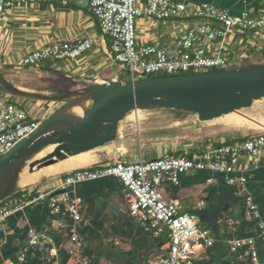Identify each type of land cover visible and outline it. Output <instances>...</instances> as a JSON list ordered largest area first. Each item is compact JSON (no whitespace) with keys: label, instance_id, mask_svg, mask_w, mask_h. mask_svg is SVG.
Listing matches in <instances>:
<instances>
[{"label":"crops","instance_id":"crops-1","mask_svg":"<svg viewBox=\"0 0 264 264\" xmlns=\"http://www.w3.org/2000/svg\"><path fill=\"white\" fill-rule=\"evenodd\" d=\"M177 1L207 3L228 10L232 14H240L246 10L253 17L264 16V0ZM139 3L144 4V0H139ZM5 17L7 22L0 24V69L1 73L15 85L48 94L58 89L53 86L41 89L34 85L17 83L18 75L22 77L26 73L29 74L26 70H33L37 78L50 76L45 83L50 79L84 81L82 84L78 83L81 86L68 87L70 90L95 82L128 80L122 64L115 69L116 63L119 62L111 52L110 41L101 35L98 19L89 8L74 1L64 4L60 0H52L17 4L6 11ZM198 23V20L176 18L163 21L140 18L136 27L138 42L149 45L159 41L165 48H173L180 34ZM29 30L36 32L30 33ZM88 37L94 40V47L77 60L46 61L34 66L22 65L25 54L53 39L72 41ZM227 45L233 52V66L264 63V32L234 30L228 38ZM5 94V90L0 88V99H4ZM190 115L184 119L173 118V126L169 129H175L173 132H177L180 130L177 129L178 125L190 123L196 126L201 122L196 114ZM193 125H188L181 132L184 129L189 131ZM123 129L121 123L120 133L115 142L92 150L89 154L92 158L88 164L69 170L83 167L104 168L118 162L130 164L166 156L192 157L211 144L234 143L249 136V133L240 134L238 130L225 134L213 130L206 137L200 134L188 139L182 136L185 138L183 140L178 138L171 140L168 137V143H163L165 146L162 144L155 146L150 144L154 138H149L147 132L143 134L140 132V135L126 139ZM137 142L139 151H134ZM69 170L43 176L38 182L26 187L21 186L20 189H33L35 191L33 195L37 194L36 192L56 189L61 186L64 175ZM233 175L248 178L247 190L264 213V161L243 156ZM73 189L83 198L82 214L89 220L87 225L81 226L80 233L85 241L84 253L90 258V264H148L152 258L167 248V236L156 237L144 231L139 220L130 215L129 200L118 178L105 177L87 181ZM164 190L168 199L179 200L186 211L195 214L201 224L212 231V236L216 239L213 247L200 251L202 258H197L195 264H250L246 248L232 252L228 245V240L231 239L258 237L257 221L245 206L246 192L241 190L240 185H231L228 182V175L224 173L194 170L181 176L180 185L167 183ZM199 201L205 202L203 208L198 207ZM55 220L56 217L51 213L47 202L38 201L0 224V264H14L17 261L20 250L28 240L30 228L46 233L53 240L52 248L55 249V255L48 254L50 261L46 264H79L70 260L67 251L68 236L65 231L56 228ZM256 244L259 255L264 260V240L257 238Z\"/></svg>","mask_w":264,"mask_h":264},{"label":"built area","instance_id":"built-area-1","mask_svg":"<svg viewBox=\"0 0 264 264\" xmlns=\"http://www.w3.org/2000/svg\"><path fill=\"white\" fill-rule=\"evenodd\" d=\"M52 0H0V24L6 23V11L17 4L48 2ZM64 4L76 2L89 8L98 19L101 35L110 41L111 52L125 68L128 79L193 72H211L234 65L233 52L227 41L234 30L264 32V16L253 17L249 11L232 14L207 3L177 0H60ZM140 18L158 21L167 19L198 20L185 29L173 48L161 42L139 44L137 22ZM214 45V47H213ZM90 37L72 41L53 39L25 54L22 65L34 66L46 61L77 60L92 50ZM41 121L6 99H0V157L12 150L21 140L33 134ZM243 156L264 161V127L234 143L211 144L194 154L158 157L134 163L118 162L104 168L83 167L67 172L60 187L35 192L22 188L0 204V224L12 215L38 201H45L56 217V228L68 236L67 251L70 260L90 264L84 253L85 241L80 228L89 220L82 214L83 198L73 189L76 185L105 177H116L123 184L129 200V212L137 218L144 231L156 237L167 236L168 245L148 264H195L202 258L200 251L213 247L216 239L198 217L186 211L179 200L168 199L164 185H180L181 176L191 171H210L228 175L231 185H240L246 192L245 206L257 221L258 237L228 240L232 252L246 248L250 264H264L257 249V238L264 240V213L247 190L246 176L233 175ZM212 182V180H209ZM204 201L198 207L203 208ZM46 233L33 228L14 264H29L38 258L42 264L55 255L53 240ZM45 262V263H44Z\"/></svg>","mask_w":264,"mask_h":264},{"label":"water","instance_id":"water-1","mask_svg":"<svg viewBox=\"0 0 264 264\" xmlns=\"http://www.w3.org/2000/svg\"><path fill=\"white\" fill-rule=\"evenodd\" d=\"M0 85L14 96L63 102L40 126L0 157V204L16 194L27 167L42 169L118 139L120 124L135 110H175L213 121L250 108L264 98V63L211 72L95 82L58 94L30 91L0 72ZM81 108L82 114L75 112ZM53 150L36 158L45 149Z\"/></svg>","mask_w":264,"mask_h":264},{"label":"rangeland","instance_id":"rangeland-1","mask_svg":"<svg viewBox=\"0 0 264 264\" xmlns=\"http://www.w3.org/2000/svg\"><path fill=\"white\" fill-rule=\"evenodd\" d=\"M31 31L36 32L34 30H31ZM31 31L30 33H32ZM119 66L121 65L119 63H116L115 69H118ZM234 67H240V66L235 65V66L229 67L228 69L234 68ZM0 72H1V69H0ZM26 72H29V74L26 73L22 77L18 75L17 83H20L21 85H28V86L34 85L35 87L37 86L41 89L45 86H47L48 88H50L51 86H53V88H58L56 89V92H52L51 94H58L63 90H70L68 89V87H72V86L75 87L77 85L81 86L80 84L84 82V81L76 82L72 79H66V80L63 79L62 81H59L61 79L57 81L50 79L47 83H45L44 81H46L47 78H49L50 76L47 78H37L36 76H34L37 74H33L34 73L33 70L31 71L26 70ZM0 88L2 89L3 87L0 85ZM81 88L83 87H79L77 89H81ZM71 90H75V89H71ZM5 92H6L5 94L6 97L5 96L4 97L6 98L7 101H11L15 105L22 107L23 109L28 111L33 118L38 119L41 122L46 120L55 110H57L58 107H60L63 104V102H57V101H53V102L52 101L51 102L37 101V100L29 99V98L14 96L6 90ZM43 93H46V92H43ZM245 112L250 115L264 119V99L256 101L252 107L245 109ZM190 114H193V113L178 112L175 110H167V109L144 111L143 116L141 117V120H140L139 128H137V124L132 119H125L122 122L123 127H124L123 133L125 134L124 137L127 139L131 136L136 137L140 135L141 133L143 134V132L145 133L147 132L149 138H154L152 142L150 143L151 145L155 144V146L156 145L161 146L162 144L163 146H165V144L163 143H168V137L171 140L175 138H178L179 140H183L185 138L188 139L189 137L195 136L197 134H200V136L206 137L213 130L221 131L223 132V134L229 133V132L235 133L239 131L240 134L244 132V133H249V135H251L253 134V132H255V130H258V129L249 128V127H243V128L242 127L241 128L230 127L229 128V126L227 127V125L225 124L223 120H216L213 122L209 121L208 123L199 122L196 126L190 123L189 124L186 123L185 125L181 124V125H178L177 129H180V130L177 132H173L175 129L173 130L169 129V127L173 126V123H172L173 118L177 117L180 119H184V118H188L189 116H191ZM188 125H193L191 127L192 130L189 129V131H186L188 129H184V131L181 132L182 129L188 127ZM229 129L230 131H225ZM182 136H186V137L183 138ZM238 136H242V135H238ZM157 137L160 139H156ZM134 151H139L138 142L135 145ZM145 155L146 157H148L147 154Z\"/></svg>","mask_w":264,"mask_h":264},{"label":"bare ground","instance_id":"bare-ground-1","mask_svg":"<svg viewBox=\"0 0 264 264\" xmlns=\"http://www.w3.org/2000/svg\"><path fill=\"white\" fill-rule=\"evenodd\" d=\"M75 112L78 114L83 113L81 108H75ZM143 112H144L143 110H135L134 112L129 114L126 119L134 120V122L137 124V128H139L140 120H141V117L143 116ZM216 120H223L225 122V124L227 125V127L229 126V128L230 127H233V128L249 127V128H255V129L259 130L262 127H264V119L263 118L250 115V114L245 112V109L234 111L230 114L224 115V116L217 118L213 121H216ZM179 121H180V119H179ZM213 121H211V122H213ZM220 127H222V126H220ZM54 146L55 145H53L52 147H50L48 149H45L40 154H38L36 158H42V157L46 156V154L50 153L53 150ZM90 152L91 151H88V152H84V153H81V154L76 155V156L69 157L66 160L60 161L54 165H50V166L44 167L42 169H38L36 167V168H34V170L33 169L30 170V168L27 167L25 170H23L24 172L21 175L20 185L22 187L23 186L26 187V186H29L30 184L38 182L43 176H50V175H53V174H56L59 172L69 170L71 168H75L78 166L88 164L90 161V158H92V157H89ZM69 171H71V170H69Z\"/></svg>","mask_w":264,"mask_h":264},{"label":"trees","instance_id":"trees-1","mask_svg":"<svg viewBox=\"0 0 264 264\" xmlns=\"http://www.w3.org/2000/svg\"><path fill=\"white\" fill-rule=\"evenodd\" d=\"M29 264H42L38 258H32L29 260Z\"/></svg>","mask_w":264,"mask_h":264}]
</instances>
